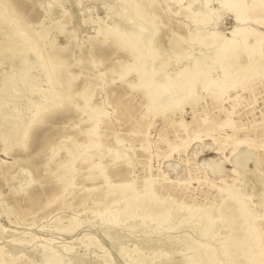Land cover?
I'll use <instances>...</instances> for the list:
<instances>
[{
	"label": "rangeland",
	"instance_id": "1",
	"mask_svg": "<svg viewBox=\"0 0 264 264\" xmlns=\"http://www.w3.org/2000/svg\"><path fill=\"white\" fill-rule=\"evenodd\" d=\"M11 1L17 3L30 23L45 25L51 19L63 20L67 33L75 36L66 47L62 35L56 37V43L66 49L67 67L77 80L69 97L71 104L46 113L34 125L26 147L4 149L0 141V264H45L44 258H48L46 264H51L55 256L61 258V264H188L192 248L203 244L215 249L220 264H228L222 253L228 228L218 222L205 231L197 223L198 214L217 204L219 196L237 192L246 198L249 220L260 217L264 224V74L254 75L245 88L231 87L232 75L220 58L214 72L216 78L223 79L219 93L197 88L194 100L156 109L157 98L149 100L145 95L147 80L140 79L134 71L121 79L117 74L121 68L110 72L118 62L128 61L126 52L109 38L103 45L100 43V26L128 27L129 23L117 12L130 0ZM142 1L153 2L162 13L154 45L166 52L161 62L167 63L174 58L170 33L185 36L187 27H196L192 19L198 15L185 9L174 13L188 0H169V5L166 0ZM244 1L248 5L253 2ZM203 7L213 9L212 18L200 25L201 34L191 40L192 45L184 43L181 62L167 65L166 71L172 75L190 62L191 54H201L195 46L199 39H211L213 33L222 39V49L234 38L230 30L237 23L222 10L221 4L214 0ZM255 8L248 9V13L253 15ZM249 24L256 34L264 36V15L257 17L255 23L241 26ZM0 26V34L4 35L5 27ZM4 47L0 45V82L6 81L19 66L18 59L12 61ZM149 51L148 47L140 56L136 70L149 60ZM159 63L155 61L154 68ZM246 65L248 69V60ZM33 66L31 78L37 87L46 88L43 66ZM99 73L102 79L90 88V104L99 112L90 121L73 105L81 102L78 91ZM64 74L63 70L61 77ZM139 83L142 86L137 89ZM4 89L0 98L13 102L7 109H19L20 121L24 123L32 113V99H42L41 89L30 96L23 91L21 80L16 79L7 80ZM4 105V100H0V108ZM86 110L92 107L87 105ZM2 115L1 112L0 118ZM88 129H92L91 138H97L95 147L87 144ZM144 136L145 140H141ZM67 148L77 155L80 172L60 190L58 199L45 206L57 188L61 172L58 163L64 160ZM94 152L96 155L90 158L94 166L87 168L85 161H78ZM123 155L130 165L119 157ZM244 156H249L248 161H242ZM89 168L105 170L112 184L135 181L137 192L143 191L147 178H153L155 190L170 197L176 207L158 222L142 221L138 215L119 216L118 221L103 219L98 210L104 205L98 204L94 196L83 197L88 192L95 194L88 188L107 190L104 179L88 177ZM109 209L115 208L110 205L107 213ZM194 210L195 215L187 219ZM261 246L264 256V239Z\"/></svg>",
	"mask_w": 264,
	"mask_h": 264
},
{
	"label": "bare ground",
	"instance_id": "2",
	"mask_svg": "<svg viewBox=\"0 0 264 264\" xmlns=\"http://www.w3.org/2000/svg\"><path fill=\"white\" fill-rule=\"evenodd\" d=\"M168 1L166 0L167 4ZM211 1L214 0H188L185 5L182 4L184 6L180 5L174 12L178 14L185 9L195 16L198 15V18L196 20L192 19L196 27H187V34L185 36L170 33L171 37L168 40L170 42V51L174 58L167 63L161 62L162 58L166 56V52L162 49L159 50L154 45L158 29L161 27V11L153 2H144L142 0L124 2L122 7H120L121 9L117 12V16L128 22V27L121 29L116 25H112L111 27L100 26L98 30L102 45L109 38L113 45L122 48L128 56V61L118 62L116 67L110 69V72L113 74V72L117 71V68H121V71L117 73L121 79L134 71L137 72L140 79L147 80L148 85L145 95L149 100L155 97L157 98L156 109L168 106L171 103H174L176 106H181L187 100H194L195 90L197 88H201L207 92L219 93L222 89L223 79L216 78L214 72L219 67L218 62L220 58H223L228 72L232 75L230 86L235 87L239 85L245 88L247 83L254 78V75L264 74V36L256 34L250 24L246 27H242L241 25L245 22L255 23L257 17L261 19L262 15H264V0H253L250 5L246 4L244 0H225L224 3L221 0H216L221 4L222 10L231 15L237 23L230 30L234 38L232 37L221 49L222 39L211 33V39L201 38L196 43L195 46H197L201 53L199 56L191 54L190 62L184 65L174 75L168 73L169 70L166 69L167 65L181 62L184 54L183 50L185 49L184 43L192 45L191 40L201 34L200 25L210 22L213 9L204 8L203 6H207ZM193 3L196 4L195 7L192 6ZM16 4L11 0H0V25L5 27V30H2L4 35L2 32L0 34L3 39L0 45L1 47L5 45L4 48L9 51L8 56L12 61L18 59L19 62V64L17 63L19 65L16 68L17 70L7 76L6 81L13 82L14 79L21 80L23 91L30 96L34 95L35 91L41 89L37 87L38 83L36 84L31 75V68L34 67L33 65H36L43 66L48 85L46 88L41 89L40 94L42 99H32L30 104L32 106V113L24 123L20 121L21 111L19 109L15 106H12V109H7L8 104L13 102H8L6 98H0V100H4L5 102L4 108L2 106L0 108V113H3L0 118V141L3 142L4 149H9L15 145L26 147L34 125L46 113L71 104L69 97L77 80L74 72L67 67L68 57L65 54L66 49H64V47L73 41L75 35L72 36L67 33L68 30H65V25L62 23L63 20L61 18L55 21L51 19L45 25L43 23H30L21 14ZM255 6L256 10L253 15L249 14L248 9ZM64 15L63 17H65ZM157 25L159 28L156 30ZM58 35L63 36L64 43H62L64 47L56 43V37ZM8 46L10 49L7 48ZM148 47L150 49L149 60L142 64L139 70H136L135 66L140 56L145 53ZM157 60L160 63L154 68L155 64L153 65V63ZM247 60L250 64L248 69L246 65ZM78 66H81L79 62ZM63 70L65 74L61 77ZM221 71L224 73L222 68ZM101 75L102 73H99L95 78H89L87 80L86 85L78 91V94L82 97L81 102L73 105L74 109L85 113L86 118L90 121L99 112L96 110V106L90 104L93 96L90 88L98 83ZM6 81L0 82V92L5 91ZM140 86H142L141 83L136 85L138 87L137 89ZM87 105L92 107V110L87 112ZM29 124L32 125L30 126ZM91 133L92 129L85 131V135L89 138L87 144L90 147H95L97 146V138H91ZM141 140H145V136ZM144 150L146 151L147 148L144 147ZM94 155H96L95 152L84 156L82 160L79 158L78 161H81L80 163L85 161L87 168L92 167L94 163L90 158ZM119 157L124 158L125 165L131 164L128 157L125 158L124 155ZM237 157L236 160L238 161ZM76 158L77 155L75 152L67 148L64 160L58 163L61 172L57 178V188L45 206L58 199L60 197V190H63L68 182L80 172L79 166L76 165ZM115 158L118 157L115 156ZM242 159L243 162H246L249 156H244ZM254 163L257 164V162ZM93 168L87 169L88 177L90 176L92 179H104L107 190L105 191L101 187L88 188L90 191L93 190L95 194L88 192L83 197L94 196L98 204L104 205L102 209L98 210V214L103 219L111 218L112 220L118 221L117 218L119 216L134 217L138 215L141 216L142 221L148 219L151 222H158L160 219H166L171 209L176 207L170 197L160 195L155 190L154 186H152L153 178H147L143 191L137 192L135 190V181L112 184L109 183L108 174L105 170L102 168L94 170ZM156 179L158 180V178ZM223 189L220 190V193L224 191ZM221 196H219V202L217 204L213 203L208 208L199 211L197 223L200 224V228L206 231L214 227L218 222H221L219 225L222 224L223 227L228 228L229 233L222 244V253L228 264H264V256L261 250L264 239V237L262 238V235L264 236L262 219L260 217H253L249 220V216L245 210L246 198L237 192ZM110 205H113L115 209H109L107 213L106 209ZM117 205H120V207H117ZM195 213V210L190 211L187 219L194 216ZM77 225V222L73 223L74 227H77ZM65 231L67 232L68 230ZM60 259L58 256L53 257L51 264H61ZM46 261H48V258H44L43 262L45 264ZM188 264L220 263L215 255V249L211 245L203 244L199 247L192 248V254L188 260Z\"/></svg>",
	"mask_w": 264,
	"mask_h": 264
}]
</instances>
